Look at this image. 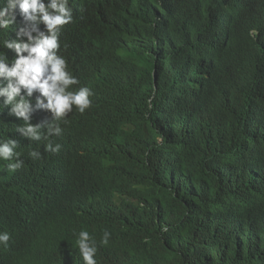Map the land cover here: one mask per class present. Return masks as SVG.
<instances>
[{
	"label": "trees",
	"instance_id": "1",
	"mask_svg": "<svg viewBox=\"0 0 264 264\" xmlns=\"http://www.w3.org/2000/svg\"><path fill=\"white\" fill-rule=\"evenodd\" d=\"M197 2L128 0L116 20L105 17L116 62L104 79L80 75L94 89L93 106L57 121H64L61 137H49L61 146L53 154L65 169L54 173L43 169L44 156H29L43 138H20L18 170L43 169L33 182L19 184L10 161L0 159V230L12 226L19 240L0 248V264H84L74 235L81 230L97 239L98 264H264V74H254L257 84L245 80L249 109L242 94L220 87L206 112L190 111L183 72L202 52L191 25ZM84 22L63 36L68 60ZM247 34L244 26L230 38L247 46ZM8 35L15 31L0 29V40ZM237 64H247L242 54ZM19 123L0 110V138L16 137ZM81 177L119 196L113 212L84 192ZM92 208L111 218L107 245L100 243L102 222L88 217Z\"/></svg>",
	"mask_w": 264,
	"mask_h": 264
},
{
	"label": "clouds",
	"instance_id": "2",
	"mask_svg": "<svg viewBox=\"0 0 264 264\" xmlns=\"http://www.w3.org/2000/svg\"><path fill=\"white\" fill-rule=\"evenodd\" d=\"M127 1L0 0V29L15 31L14 37L9 38L8 35V38L0 40V45L15 54L10 59L7 53L0 51V97L3 98L0 110L10 106L9 114L22 118L23 124L16 127L22 137L30 141L42 138L49 140L51 136L62 134V123L68 117L90 111L94 103V89L80 75L87 74L91 80L104 79L108 68L116 62L110 54L114 35L106 18L102 20L96 11L116 20L117 9ZM109 4L110 9L107 8ZM76 5L83 9L76 11ZM235 5L237 7L232 8ZM234 8V16L230 24H227V16ZM222 17L226 20L224 24ZM83 18L86 22L80 26L82 33L78 49L72 60H68L62 48L63 36L69 27L76 26V21ZM16 21L22 24L18 26ZM191 25L202 46V52L198 58L188 61L183 72L190 111L195 115L206 112V104L220 87L222 92L237 91L242 94L247 102L246 108L249 109L251 100L245 80L252 78L254 84H257V80H260L257 75L264 74V0H198L192 13ZM227 25L229 41H225L227 52L224 53L222 27ZM244 26L248 27V44L237 47L230 35ZM240 54L247 60V64L239 67L238 71L237 58ZM222 71L229 75V80L222 76ZM34 90L37 109L33 111L34 106L29 98ZM258 101L255 100V103ZM31 113L36 118L42 115L48 120L32 124ZM222 116L226 117L224 112ZM63 119L59 126L56 122ZM19 145V141L13 138L0 140V159L12 161L15 158V162L7 165L8 170L13 172L24 163L19 159ZM60 147L49 140L45 150L58 153ZM40 155L36 150L29 152L32 159H38ZM80 184L84 192L100 201L103 211H114L112 200L119 201V196L95 190L84 177H81ZM262 208L264 211V206ZM88 217L90 221L102 222L99 228L102 235L100 243L107 245L111 235V218L93 208ZM74 235L75 245L84 264H98L95 236L87 230ZM10 240L11 234L7 230L0 231V246L7 248ZM18 242L15 238L11 247Z\"/></svg>",
	"mask_w": 264,
	"mask_h": 264
},
{
	"label": "water",
	"instance_id": "3",
	"mask_svg": "<svg viewBox=\"0 0 264 264\" xmlns=\"http://www.w3.org/2000/svg\"><path fill=\"white\" fill-rule=\"evenodd\" d=\"M233 7H237V5L232 6V8ZM231 10H233V11H231L230 14H228V16H227L228 20H229V22L227 24H230V21L232 20V18L234 16L233 12L235 11V8L231 9ZM225 22H226V20L224 19V17H222V23L224 24ZM228 27H229L228 25H227V27H222V52H224V53L227 52V45H226L225 41H229V36H228L229 34L227 33V30H226ZM7 55L11 59L15 54H13L12 50L8 49ZM237 67H238V71H239L238 64H237ZM223 75H224V78L226 80H229V75L228 74H224V72L222 71V76ZM35 92H36V90H34L32 97L29 98L31 100L33 106H34L33 107V111L37 109V108H35V103H36ZM1 101H3L2 97H0V104H1ZM9 107L10 106L4 107L3 110H2V114H3V111H5V108H7V113L9 114ZM258 108L259 107L253 108V112L251 114H253L256 110H258ZM39 112L42 113L41 109H39ZM30 115H31V121L30 122L32 124H39L40 123V122L37 121V118L32 113ZM11 116H14V115H11ZM17 119L20 121L19 125H22L23 124L22 118H17ZM41 130L43 131L44 129H41ZM60 137H61V134H60ZM11 138L16 139L20 143V138H24V137H22L21 134L17 131V136L16 137H11ZM2 139L3 138H0V140H2ZM25 139H28V138H25ZM55 139L57 140V139H59V137L58 138L56 137ZM49 140L53 144L54 139H49ZM49 140L45 141L40 146L35 147L32 150L39 151L41 153L40 156H44L43 161L45 163V168H43V169L50 168L52 170V172L59 173V171H58L59 169H62V168L65 169V164H64V162L61 159L56 158L52 152L46 151L44 149L45 145L49 142ZM59 141H60V139H59ZM65 144H69V142L65 141ZM17 151L20 152L19 151V147L17 148ZM63 157H64V159L66 161L69 159V156H67V155H64ZM19 159H21L24 162L22 154L20 155ZM12 162H15V158L12 161H10L9 163H12ZM43 169H41V170H43ZM41 170H38L37 172L34 173L32 170H18L17 169L14 172L12 171V173H13L14 177L16 178V180L18 181V183L21 184V182L23 180H28V179H31L32 180L31 182H33L34 179L38 176V173ZM65 173H66V171L60 172V181H61V178H62L61 175H64ZM15 215H17V214H15ZM11 227L12 226H6V227H3L0 230V231L7 230L11 234V240L9 241V246L7 248H4V247L0 246V248H2V249H8L9 247H11V244L13 243V241L15 239V237L13 236V230H12ZM0 255H1V252H0Z\"/></svg>",
	"mask_w": 264,
	"mask_h": 264
},
{
	"label": "bare ground",
	"instance_id": "4",
	"mask_svg": "<svg viewBox=\"0 0 264 264\" xmlns=\"http://www.w3.org/2000/svg\"><path fill=\"white\" fill-rule=\"evenodd\" d=\"M111 5L109 4L108 6H107V8L108 9H110L111 7H110ZM236 8V7H235ZM231 11H233V10H231ZM96 14L102 19V20H104L105 19V16H104V14L103 13H97V11H96ZM224 17H225V15H224ZM40 28L42 29V24L40 25ZM53 188V187H52ZM35 221V220H34ZM34 227V226H33ZM35 228V227H34ZM33 228V229H34ZM19 229H21V228H19ZM19 231H21V230H19ZM16 232V231H15ZM17 233H19V232H17ZM120 258V257H119ZM120 261V260H119Z\"/></svg>",
	"mask_w": 264,
	"mask_h": 264
}]
</instances>
